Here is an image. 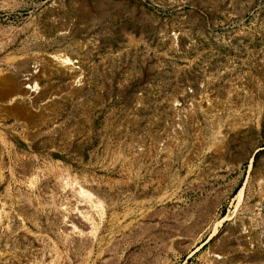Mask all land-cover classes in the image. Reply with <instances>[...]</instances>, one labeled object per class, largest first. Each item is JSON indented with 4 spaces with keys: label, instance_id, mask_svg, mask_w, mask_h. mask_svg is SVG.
Instances as JSON below:
<instances>
[{
    "label": "rangeland",
    "instance_id": "374dc122",
    "mask_svg": "<svg viewBox=\"0 0 264 264\" xmlns=\"http://www.w3.org/2000/svg\"><path fill=\"white\" fill-rule=\"evenodd\" d=\"M0 264H264V0H0Z\"/></svg>",
    "mask_w": 264,
    "mask_h": 264
},
{
    "label": "bare ground",
    "instance_id": "6f19581e",
    "mask_svg": "<svg viewBox=\"0 0 264 264\" xmlns=\"http://www.w3.org/2000/svg\"><path fill=\"white\" fill-rule=\"evenodd\" d=\"M66 62H69L70 61V59L69 58H65L64 59ZM18 77V76H17ZM10 78V77H9ZM33 79H34V77L33 76H28V77H25V78H23L22 77V79H19V81L18 82H21L20 84H22V83H30L31 81H33ZM37 79V78H36ZM33 83V82H32ZM15 85V84H14ZM28 86H30V87H32V85H28ZM27 86V87H28ZM14 88V86L13 85H11V88H10V91L12 90ZM31 89V88H30ZM8 91V90H7ZM27 91V90H26ZM32 91V90H31ZM9 93V92H8ZM32 93V92H31ZM33 93H34V91H33ZM8 96V95H7ZM14 99V98H13ZM25 117V116H24ZM240 194V193H239Z\"/></svg>",
    "mask_w": 264,
    "mask_h": 264
}]
</instances>
